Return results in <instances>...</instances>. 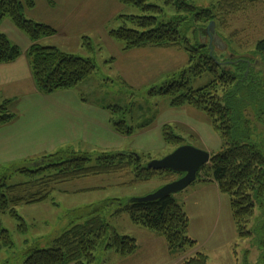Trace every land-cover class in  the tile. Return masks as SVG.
Listing matches in <instances>:
<instances>
[{"label": "rangeland", "instance_id": "obj_1", "mask_svg": "<svg viewBox=\"0 0 264 264\" xmlns=\"http://www.w3.org/2000/svg\"><path fill=\"white\" fill-rule=\"evenodd\" d=\"M53 1L55 6L51 7L46 0H35L34 8L23 12L26 19L56 31L54 36L43 38L38 43L44 47H56L76 57L93 59L97 71L70 90L38 95L25 93L9 108L10 113L17 116L19 127L26 125L32 118V126L37 134L41 131L48 138L50 130L45 127L49 122L46 114L61 110L59 97L74 94L86 104L125 109L127 112L123 121L132 129V134L124 136L116 133L110 120L119 122L121 119L104 109L99 111L90 129H81L80 134L71 131L65 142L61 135L55 136L56 144L53 146H40L35 152L29 153L47 156L69 151L86 154L93 159L102 153H126L143 156L144 164L148 155L153 161L161 160L175 150L163 141L162 129L165 125H170L174 135L182 138L186 145L210 155L219 152L220 136L201 112L188 106L171 108L169 99L155 92L165 81L170 80L171 76L168 79L165 77L172 73L171 67H179L180 59H171L161 52L141 56V50L137 49L124 52L123 44L110 37L109 32L121 26L115 20L118 15L141 16L139 10L122 6L117 0ZM192 2L199 8H216L215 0ZM171 16L179 17L177 30L189 45L201 44L200 27L197 28L187 15L175 13L171 9H167L162 20L167 22ZM127 28L141 32L130 24H127ZM0 33L20 49L21 55L16 62L25 64V51L30 43L27 36L8 17L0 21ZM233 33L235 37L230 36ZM218 35L227 44L231 56H242L244 61L256 64L260 56L255 54L254 45L264 40V4H254L229 18L228 27L223 31L218 30ZM84 38L90 40L91 52L83 46ZM261 60L260 66L251 69L249 81L240 85L238 95L231 98L229 106L236 115L235 138L255 143L264 156V59ZM182 65L179 72L187 68L186 62ZM243 68V64L236 66V72ZM119 77L125 83L119 81ZM186 79L191 88L199 89L208 85L213 76L204 74L200 78H193L187 74ZM235 90L234 87L227 92L218 90L219 97L223 99L222 104ZM24 153L16 157H24ZM93 164L91 162L90 165ZM5 165L0 164V174L4 172ZM207 172L208 167L200 176H205ZM174 179L178 180L176 177ZM132 180L133 169L115 175L60 183L54 186L46 201L16 206L14 209L21 220L11 217L8 210L0 214L1 228L8 232L12 242L11 246H6L0 236V264H23L32 250L50 249L56 235L73 225L83 224L88 219V213L96 210L95 215L100 216L118 234L134 237L141 249L136 260L128 262H119V256L111 250L99 251L96 253L97 264H182L196 253L205 254L208 264H264V207L261 208L259 203H256L255 214L248 225L252 236L240 239L232 221L227 195L221 194L224 201L220 206L214 198L200 202L207 194L199 191L198 186L202 183L195 181L182 192L172 195V198L179 205L188 201L185 211L189 212L191 222L187 236L196 245L169 252L163 238L134 226L126 214L113 215L119 203L152 195L166 184L156 179L130 185ZM27 181L26 176L16 174L10 176L5 184L10 187ZM202 209L207 211L204 216L201 215ZM22 223L26 231L21 227Z\"/></svg>", "mask_w": 264, "mask_h": 264}, {"label": "trees", "instance_id": "obj_2", "mask_svg": "<svg viewBox=\"0 0 264 264\" xmlns=\"http://www.w3.org/2000/svg\"><path fill=\"white\" fill-rule=\"evenodd\" d=\"M117 1L120 5L137 9L142 14L118 16L121 26L109 32L112 39L123 44L124 51L152 47L173 48L186 53L187 68L172 75V79L165 81L155 92L168 98L171 108L188 106L201 112L218 132L221 139L219 152L210 155L209 163L200 169L196 181L205 182L210 178L216 183L219 192L229 198L230 212L238 237H251L252 232L248 230V225L255 214L256 203L261 208L264 207V156L255 143L235 138L236 115L229 102L238 95L240 85L249 81L251 69L261 65V59H264V40L255 43V54L260 57L256 59V64H252L244 61L242 56H231L227 44L219 38L218 30H226L229 18L246 11L254 4H264V0H215V9L199 8L193 4V0ZM34 6L35 0H0V21L8 17L29 39L31 46L27 51V58L39 93L51 94L58 90L73 89L95 73L97 66L93 59L76 57L54 47L39 45L41 39L54 36L56 31L24 17V10H31ZM167 9L187 15L197 28L200 27L201 44L191 46L180 35L177 30L179 17L171 16L167 22L162 20ZM180 20L183 21V17ZM211 22L216 26L212 54L209 48L210 39L205 31ZM127 24L141 32L128 29ZM235 35L233 33L230 36ZM83 46L92 51L88 38L83 39ZM20 54L18 47L0 33V65L15 62ZM241 64L244 68L236 72V66ZM187 74L193 78L210 74L213 80L205 87L193 89L186 79ZM231 87L236 90L222 104L223 99L219 97L218 90L227 92ZM7 106L8 102L0 106V126L15 119ZM106 109L121 119L119 122L111 120L114 131L124 136L131 135L132 129L123 121L127 111L117 106H108ZM162 137L164 143L172 145L174 149L186 145L182 138L174 135L170 126L163 127ZM143 158L140 156V160L136 161L122 153H102L93 159L86 154L60 151L30 162L31 165L9 167L0 174V214L8 210L11 217L21 220L14 209L16 206L44 202L54 186L89 177L115 175L131 169L133 180L130 185L156 179L167 184L173 182L175 177H182L181 174L167 170L147 169L146 165L151 159L146 156L147 162L143 164ZM91 162L94 164L90 165ZM207 167V174L200 176ZM16 174L26 176L29 181L6 186L5 181ZM95 214L97 210L88 213V219L83 224L73 225L56 235L50 249L32 250L23 264H97L96 253L99 251L111 250L120 257H130L138 251L139 246L135 239L119 235ZM121 214H126L134 226L163 238L169 251L184 250L196 245L187 236L189 217L172 196L148 203H119L113 215ZM21 227L26 231L23 223ZM0 236L4 245H12L8 232L1 228V224ZM182 264H208V260L206 255L197 253Z\"/></svg>", "mask_w": 264, "mask_h": 264}, {"label": "crops", "instance_id": "obj_3", "mask_svg": "<svg viewBox=\"0 0 264 264\" xmlns=\"http://www.w3.org/2000/svg\"><path fill=\"white\" fill-rule=\"evenodd\" d=\"M46 1L49 6L51 7L55 6L53 0H46ZM118 16L116 17L115 20H117ZM30 46L31 43L28 44V48L25 51V58L27 61L25 63L26 67H24L25 64H18L16 61L10 64L0 65V106L3 105L5 102H8V106H7L8 110L11 106L16 104L18 100L22 98V96H24L23 94L28 93V94L38 95L37 93H39L33 82L29 61L27 58V51ZM137 50H141V54H140L141 56H145V54L147 53L161 52L164 53V56L166 57L168 56L171 59L179 58L180 59L179 67H177L176 69H172L174 67H171L172 73L168 74L167 77H165L167 79L169 76H172L175 73L179 72V70L184 66L182 65L183 62H186L185 66H187L188 64V57L186 53L181 50H177L173 48L158 49L152 47L140 48ZM154 50H160V51H154ZM122 51L124 50L122 49ZM63 53L66 52L63 51ZM66 54L71 55L70 53H66ZM118 79L119 81L125 83L122 77H119ZM58 100H61L62 102L61 110L55 112H48L46 114L47 119H49V122L45 124V127L49 128L50 130V136L48 138H46V136L41 131L37 134L36 132L37 130L32 126V118L29 119L26 125L19 127V120H17V116L13 114L15 116V119L13 121H11L8 124L0 126V164H7L3 166L5 167V169L12 166H21L23 164H28L30 162L37 161L39 158L43 157L44 155L38 156L36 153H29V152H35L37 148H39L40 146H44V145L53 146L54 144H56L54 142L55 136L61 135L62 141L65 142L66 141L65 139L70 137L71 131L75 133L78 132V134H80L81 129L84 130L90 129L95 124L94 121L96 116L99 115V111H103L104 109H106V107H108V106H99L94 103L86 104L85 102H82V100H80L74 94H71V96L68 95L61 96L58 98ZM82 109H86V111ZM97 120L99 122V119ZM165 126H170V125H165ZM63 142L59 144H62ZM21 152H25L24 157H16L19 154H21ZM148 156L150 157V155ZM18 158H22V160H18ZM150 159L152 160L151 157ZM200 183L202 184H199L198 186V189H200L199 191H203V193L207 195H204L203 198L200 199L199 201L205 202V200H207L208 198H214L217 201L218 205L220 206V203H222L224 200L221 197V193L219 192L216 183L212 182L210 178L207 179V181L205 182L200 181ZM164 185H162V187ZM187 202L188 201L186 200L185 202L181 203V206L183 207L184 211L185 208L188 206ZM229 209H230V205H229ZM202 210L203 211L201 212V215L203 216L206 215L207 211L205 209ZM186 214L189 215V212L187 211ZM121 236H126V235H121ZM131 238L135 239L134 237ZM140 250L141 249L139 247L138 251L130 257H120L118 255L119 262H128V261L136 260V258L140 253Z\"/></svg>", "mask_w": 264, "mask_h": 264}, {"label": "water", "instance_id": "obj_4", "mask_svg": "<svg viewBox=\"0 0 264 264\" xmlns=\"http://www.w3.org/2000/svg\"><path fill=\"white\" fill-rule=\"evenodd\" d=\"M206 34L208 35L210 42L209 48L212 54V41L215 35V23L211 22L206 28ZM210 54V55H211ZM125 156L133 157L136 161L140 160V156L136 154H126ZM210 161V154L191 146L185 145L175 149L171 154L164 157L161 160H152L147 165L146 168L154 171H171L176 174H181L178 180L168 183L158 189L152 195L146 196L144 198L131 199L129 202L136 203H148L154 202L159 199L172 196L179 192H182L193 184L197 179V174L200 169L208 164Z\"/></svg>", "mask_w": 264, "mask_h": 264}]
</instances>
